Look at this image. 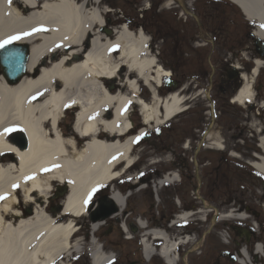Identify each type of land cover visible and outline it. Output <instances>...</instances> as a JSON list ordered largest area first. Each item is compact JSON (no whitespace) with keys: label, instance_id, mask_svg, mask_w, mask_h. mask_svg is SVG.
<instances>
[{"label":"bare ground","instance_id":"obj_1","mask_svg":"<svg viewBox=\"0 0 264 264\" xmlns=\"http://www.w3.org/2000/svg\"><path fill=\"white\" fill-rule=\"evenodd\" d=\"M226 1L242 10L254 24L255 36L264 41V0ZM101 2L0 0V45L19 42L31 49L18 84L0 78V264H66L69 257L80 256L83 240L75 233L76 218L88 215L99 189L127 175L136 159V140L146 131L141 128L138 135L131 136V124L125 120L128 110L137 107L143 125L156 130L185 108V96L157 97L156 86L169 71L149 52L143 31L131 32L124 26L115 29L111 38L101 32V20L106 17ZM261 69L264 61L254 59L250 76L243 73L240 79L233 104L254 105L253 81ZM116 83L124 90L114 91ZM140 84L151 91L148 104L137 95ZM66 108L71 109L65 115H74L73 129L59 134L57 122ZM255 132L261 156L252 167L264 177V135L259 129ZM206 135L209 149L223 150L221 140L209 132ZM127 179L134 181L137 176ZM162 181L173 184L174 180L165 176ZM53 184H67L69 189L57 213L62 212L61 217L39 204L47 202ZM159 184L161 181L154 185L155 193L162 187ZM126 199L112 190L110 204L120 213ZM20 207L25 212L30 209V215L18 211ZM198 213L204 214L202 210ZM190 217L185 212L177 223ZM239 219L245 216L228 211L218 220ZM91 225L90 235H94L101 223ZM138 225L145 231L143 238L163 240L159 256L165 264H176L177 246L191 240H172L144 222ZM142 243L143 255L149 259L154 249L146 238ZM86 251L92 264L111 261L95 239L89 241ZM255 252L260 254L259 247Z\"/></svg>","mask_w":264,"mask_h":264},{"label":"rangeland","instance_id":"obj_2","mask_svg":"<svg viewBox=\"0 0 264 264\" xmlns=\"http://www.w3.org/2000/svg\"><path fill=\"white\" fill-rule=\"evenodd\" d=\"M219 2L217 3L219 4ZM139 5L141 8L137 10ZM101 6H104L108 11L106 14L111 32L115 29L118 30L120 25H124L121 22L126 17L130 21L127 26L132 30L130 26H134L136 23L134 18L137 13L144 33L147 36H152L155 40L152 46L153 53L157 56L158 64L165 70L168 71L173 59L179 58L182 54L181 52L175 53L174 42L171 40L165 24L152 26L148 23L150 18H146L144 14L141 15L142 4L139 2L135 4L134 0H102ZM218 9L221 10L222 29L228 34H223L214 44L217 58L226 66L239 65L241 69H244L243 72L249 70L248 75H250L254 59L264 61V58H258L252 50L249 40L252 27L243 19L237 8L236 14L227 11L224 5H220ZM121 15H123L122 18ZM231 36L234 37L235 43L228 44L227 40H230ZM207 40L210 41L207 35L201 33L199 38L194 39L200 45L195 48L196 44L192 42L193 40L188 39L185 49L187 55L183 58L189 64V70L177 74V79L181 82L175 88L177 79L176 75L172 74L173 77L169 80L170 86L162 84L159 95L164 97L181 88L186 90H183V94L186 92L187 95H190L204 88V91L210 95V98L207 99L208 106L214 107L213 110L210 111L205 100L200 97L202 103H190L189 111L175 117L165 126L156 130H148L144 136H140L136 140L133 152L138 163L130 170V173L142 174L140 185L142 184L144 187L138 189L139 185L128 182L126 180L128 175H125L119 182H114L115 189L121 194L129 192L131 195L127 198L126 208L121 213L118 212L117 207L110 204V190L104 189L96 193L89 205L88 215L76 222L80 229L78 238L83 240L82 243L89 244L90 224L101 221L102 225L94 234V238L98 240L99 244H102L104 252L117 253L126 242L134 240H127L124 234L117 235L123 232L120 226L124 223L129 232L131 234L133 232L136 237L140 229L135 219H140V221L146 222L151 229H166L169 234L175 231L180 234L181 231L186 230L185 233H190L195 238L200 236L198 246L194 249V256L190 253L188 256L193 264H200L199 258L204 255L207 256L205 264H215L218 261L221 262L219 258L222 256L221 251L239 256L237 251L242 246L236 236L228 231V226L235 224V220H218L221 214H228V211H232L236 215L243 214L248 217L247 221L250 222L255 220L250 212L253 211L257 214L258 220L259 217L264 219V204H262L264 203V179L246 164L247 161L255 160L252 157L253 150L258 148L256 147L258 136L255 130L260 129L261 134L264 135V110H260L258 106L259 103H264V71L262 70L255 80L254 92L258 94V97L254 104L257 106L242 109L238 106L232 107L225 104L226 94H222V73L219 71L220 68H215L213 64L215 70L213 80L215 81L210 84L211 69L208 68L205 57H212L211 62H213L215 55L210 52L211 46ZM235 83L237 86L240 85L237 81ZM114 88V91L123 89L119 88L117 84H114ZM141 88V92L146 98L145 101L148 102L149 91L142 86ZM204 94L203 92L202 95ZM227 115H237L238 128L233 129L227 124ZM73 117V114L65 115L60 125L61 132L71 133ZM130 120L134 123V130L137 131L141 126L137 110L131 115ZM208 132L209 135L221 140L225 151L220 153L208 148V135H206ZM235 134L242 137H234ZM242 142H245V148L242 147ZM236 144L241 148L234 149L231 146ZM233 153L238 156L236 160L230 157V154ZM221 156L225 157V160L220 163L223 166V172H226L227 175L224 179L217 178L218 170L214 168ZM238 162L245 168L239 169L235 165ZM163 176L173 179V184H165L155 193L154 185ZM51 187H53V191L49 194L46 205L42 202L39 204L44 205L49 214L57 215L64 199V192L56 190L55 184ZM22 201L23 199H21ZM31 207L33 208V206ZM246 208H249V212L245 211ZM185 209L202 210L204 212L201 214L202 217L208 214L206 222L196 220L184 228L176 226L177 228L174 230L169 229L168 222L174 219L176 213H181ZM17 210L26 211L23 207ZM27 210L29 212L25 213L28 216L31 211ZM197 216H194L193 220ZM83 250L79 257H70L72 264H90L89 255L84 247Z\"/></svg>","mask_w":264,"mask_h":264},{"label":"flooded vegetation","instance_id":"obj_3","mask_svg":"<svg viewBox=\"0 0 264 264\" xmlns=\"http://www.w3.org/2000/svg\"><path fill=\"white\" fill-rule=\"evenodd\" d=\"M135 4L139 2L142 4V14L146 18H150L148 23L154 25H162L165 24L171 37V40L174 42V51L175 53L181 52L179 58L173 59L170 63V69L174 75L179 72H187L189 70V64H187L186 60L183 56H186L187 53L185 49L187 48V41L188 39L193 40L192 42L195 43L194 39L199 38L201 33L210 35L211 38V48L210 52L215 55L213 62H211L212 57H205L207 63L212 64L215 68H220L221 81L223 84L222 94H226L225 104L234 107L231 104V97L234 95V92L237 88L236 81L237 79H229V73H231V68L234 66L232 65H225L217 58V54L215 52L214 44L217 42L223 34L227 35V31H223L221 26V11L218 9L220 3L218 4L219 0H134ZM147 3V6H145ZM215 3V4H214ZM227 11H232L235 14L233 9H229L226 4ZM141 6L139 5L140 9ZM136 18L134 21L135 24L139 23L142 25L140 21H138V14L136 13ZM143 16V15H142ZM202 28V31H201ZM237 29V27H234ZM235 30V29H234ZM236 31V30H235ZM154 40V39H153ZM155 41V40H154ZM176 43V44H175ZM228 44L235 43L234 37L231 36L230 40H227ZM232 51V49L230 48ZM212 80L210 83L212 84L215 80L213 77L215 76V70L211 69ZM181 80L177 79V86H179ZM226 118L227 124L231 126L233 129L238 128L237 126V115H227ZM232 129V130H233ZM234 149H240V145H231ZM245 146V142H242V147ZM242 148V150H243ZM239 163V162H238ZM248 209V208H247ZM249 210V209H248ZM126 220V219H125ZM257 229L256 231L252 228V222H239L233 225L228 226V231L233 233L236 236V239L240 241L242 246H245L246 253L249 254V262L250 264H264V219L255 220ZM231 227H234L235 230L232 231ZM243 230L248 233V236L245 237L244 235L239 237L238 231ZM133 234V232H132ZM130 232L126 235V237H130L134 239L132 242H126L124 246L120 249L119 252L114 253L113 261L111 264H164L161 258L150 256L149 259L142 256L140 248L138 246V237L132 235ZM117 235H123L117 234ZM257 243H261V253H256L254 247ZM249 251V252H248ZM207 253V252H206ZM222 256L219 258L221 262L218 261L215 264H235L233 260V255L230 252H220ZM189 252L181 253L180 256L177 257L176 264H193L190 257L188 256ZM207 256H203L199 258L200 264H205Z\"/></svg>","mask_w":264,"mask_h":264},{"label":"water","instance_id":"obj_4","mask_svg":"<svg viewBox=\"0 0 264 264\" xmlns=\"http://www.w3.org/2000/svg\"><path fill=\"white\" fill-rule=\"evenodd\" d=\"M255 46L258 54L263 56L264 50L259 45V40L255 41ZM29 54V46L19 44H7L0 49V67L7 84L16 85L19 83V79L24 75Z\"/></svg>","mask_w":264,"mask_h":264},{"label":"snow or ice","instance_id":"obj_5","mask_svg":"<svg viewBox=\"0 0 264 264\" xmlns=\"http://www.w3.org/2000/svg\"><path fill=\"white\" fill-rule=\"evenodd\" d=\"M18 37H12L11 39H17ZM7 42H10V41H6V43ZM0 46H2V45H0ZM5 131H11V129H6ZM89 196H91V193L89 194ZM88 203V201L87 200H85V204H87Z\"/></svg>","mask_w":264,"mask_h":264}]
</instances>
